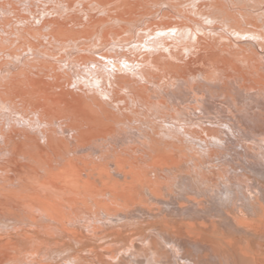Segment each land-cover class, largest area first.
<instances>
[{"label":"bare ground","instance_id":"6f19581e","mask_svg":"<svg viewBox=\"0 0 264 264\" xmlns=\"http://www.w3.org/2000/svg\"><path fill=\"white\" fill-rule=\"evenodd\" d=\"M0 264H264V0H0Z\"/></svg>","mask_w":264,"mask_h":264},{"label":"rangeland","instance_id":"374dc122","mask_svg":"<svg viewBox=\"0 0 264 264\" xmlns=\"http://www.w3.org/2000/svg\"><path fill=\"white\" fill-rule=\"evenodd\" d=\"M260 258H262L260 255H259Z\"/></svg>","mask_w":264,"mask_h":264}]
</instances>
